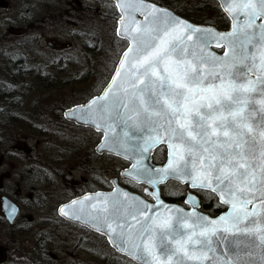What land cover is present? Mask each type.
I'll use <instances>...</instances> for the list:
<instances>
[{"label":"snow or ice","instance_id":"1","mask_svg":"<svg viewBox=\"0 0 264 264\" xmlns=\"http://www.w3.org/2000/svg\"><path fill=\"white\" fill-rule=\"evenodd\" d=\"M116 6L117 34L131 46L103 97L80 106L77 118L135 160L136 179L156 185L173 176L230 210L217 219L195 208L153 212L117 189L72 200L59 214L107 235L139 264H257L256 257L264 264V0H224L229 32L144 0ZM213 44L223 55L209 50ZM161 145L167 164L150 168L145 153ZM188 200L195 205V196Z\"/></svg>","mask_w":264,"mask_h":264},{"label":"rangeland","instance_id":"2","mask_svg":"<svg viewBox=\"0 0 264 264\" xmlns=\"http://www.w3.org/2000/svg\"><path fill=\"white\" fill-rule=\"evenodd\" d=\"M158 1L171 4L194 16L201 15L195 10H203L208 18L221 21L217 13L216 0ZM114 13L116 17L113 19L117 23L118 14ZM101 15L95 8H92L89 14H83L78 26L83 29L84 36L88 35L86 28L99 29L102 21L108 20ZM58 27L60 30L66 29ZM87 41L86 36L78 39L72 49L66 51L70 68L81 69L82 73L84 70V73L76 75L70 72L72 76L68 78H73L71 83L65 86L63 91L51 93L56 94V98L49 101L47 107L53 115L46 122L49 129L47 140L26 141L27 148L13 145V150H19L14 155L18 162L8 158L9 155L6 153L0 154V197L8 195L16 199L22 208V214L12 228L8 227L6 222L2 223L0 217L1 258L7 251L9 254L13 253V258L20 264H135L108 249L102 237L73 223L54 219L56 206L78 195L80 191L105 186L124 165L113 156L98 155L94 152L101 136L98 132L69 124L62 118L64 109L100 93L109 81L121 52L127 46L126 42L113 37L112 31L106 28L100 34V41L104 48L108 47L109 50L105 53L100 50L97 55L88 57L82 53V46ZM113 49L115 58L112 59L107 53L111 54ZM75 54L78 58L72 59ZM1 143L4 149H10L6 139L1 140ZM32 147L34 152L31 155L32 159L29 160L26 155ZM61 150L63 152L60 153ZM31 165L33 173L30 172ZM46 165L47 171L44 168ZM175 187L174 182H169L163 187V191L171 193ZM100 254L109 255L110 261L100 262ZM115 258L120 261L116 262ZM100 259L103 258L100 256ZM112 259L114 260L111 261Z\"/></svg>","mask_w":264,"mask_h":264},{"label":"flooded vegetation","instance_id":"3","mask_svg":"<svg viewBox=\"0 0 264 264\" xmlns=\"http://www.w3.org/2000/svg\"><path fill=\"white\" fill-rule=\"evenodd\" d=\"M147 1L167 6L196 25L211 26L221 32L231 30V21L221 10L217 0V13L221 21L208 18L207 13L203 10H195L201 15L194 16L171 4L163 3V1ZM114 2V0H0V154L6 153L9 155L8 158L18 162L14 155L19 150H13L14 146L22 145L27 148L26 141L47 140L49 129L46 122L53 117L52 112L47 108L52 97L51 93L63 91L65 86L67 87L71 83L73 78H68L72 76L70 72H74L76 75L84 73V70L82 73L81 69L70 68L71 66L67 63L69 58L66 51L72 49L77 40L85 36L88 41L82 46V53L87 54L88 57L97 55L100 50L104 53L109 50L108 47L104 48L100 41V34L107 28L110 32L112 31L113 37H118L117 23L120 15ZM82 7H84L83 10ZM92 8L97 9L102 14V18L107 17L108 20L102 21V26L99 29L96 27L86 28L88 35L84 36L83 29L78 26L79 21L83 19V14H89ZM114 12L118 14L117 23L113 19L116 17ZM68 24L71 25L68 26ZM58 26L66 29L60 30ZM123 41L128 46L129 41L126 39ZM212 48L219 54L225 51V49ZM114 55V49L111 54L107 53V56L112 59L115 58ZM71 58L77 59L78 57L75 54ZM82 102L85 101L82 100L72 106ZM69 124L72 123L69 122ZM3 139L9 142V150L3 148L1 143ZM33 152L34 147L26 155L29 160L32 159ZM118 160L124 163L117 173L118 183L131 191L145 194L148 191L145 185L121 176V171L129 168L131 163ZM151 160L157 167L165 165L168 160L166 148L162 145L157 147ZM31 167L30 172L33 173V166L31 165ZM44 168L47 171V165ZM110 182L105 187L106 190L113 188V184ZM169 182L176 184L171 193L163 191V187ZM169 182L163 184L159 191L167 202L191 209L193 206L188 197L195 196L198 211L212 217L219 215L227 208L220 203L215 194L192 189L190 184L178 181ZM146 196L150 198L148 195ZM1 197L0 217L2 218L1 222L4 223ZM0 264L20 263L15 261L13 253L9 254L5 251L2 258L0 257Z\"/></svg>","mask_w":264,"mask_h":264},{"label":"water","instance_id":"4","mask_svg":"<svg viewBox=\"0 0 264 264\" xmlns=\"http://www.w3.org/2000/svg\"><path fill=\"white\" fill-rule=\"evenodd\" d=\"M115 1H116L115 3L117 4V0H115ZM218 1H219L220 5H221V8H222V3L224 2V0H218ZM144 2L147 3V4H155V5H156L157 7H159V8L167 9L168 11H170L171 13H173L175 16H178L179 18H181V19H183V20H186L185 18H183V17L179 16L178 14H176V13L174 12V10H171V9L165 7V6L162 7V5L156 4V3L151 2V1H146V0H144ZM222 9H223V8H222ZM118 10H119V8H118ZM119 12H120V10H119ZM226 15H227V14H226ZM228 18L231 19V17H229V16H228ZM136 19H137L138 21H142V20H143V16H142L140 13H136ZM186 21H187L188 23H190V24H193V25L197 26V27H201V28H210V29L215 30L216 32H221V31H218L217 29H215V28H213V27H211V26H200V25H196V24L192 23V22L189 21V20H186ZM118 27H119V24H118ZM228 32H229V31H228ZM119 36H120V35H119ZM120 37H122V36H120ZM122 38H124V37H122ZM125 39H126V38H125ZM129 42H130V45L128 46V48L131 46V41L129 40ZM212 47H215V44H213V45L211 46V48L209 49L210 51H213ZM128 48H127V49H128ZM127 49L123 52V54L127 51ZM213 52H215V51H213ZM215 53H216L217 55H223V53H221V54H219V53H217V52H215ZM123 54L121 55L120 60L123 58ZM120 60H119V61H120ZM118 67H119V62H118V64L116 65V69H117ZM116 69H115V70H116ZM114 75H115V71H114L113 76L111 77L110 81H109L108 84L104 87V89H103V91L101 92L100 95L93 97V99L91 98V99H90L88 102H86V103H83V104H80V105H76V106H74V107H72V108H70V109L65 110V117H66L68 120L74 121V122H75L76 124H78V125H82V126H86V127H92V128L95 129V127H94L91 123H85V122H83L82 120H80V119L77 118V117L79 116V107H80V106H87L92 100H95V99H97V98H102L103 95H104V92L106 91V89L108 88V86L111 84V81H112ZM70 110H76V116H75V117L72 116V115L70 114ZM95 131H97V130L95 129ZM97 132H99V131H97ZM121 132H122L121 128L118 127V128L116 129V133L119 135V134H121ZM100 133H102V138H101V141L99 142V144L96 146V148H95L96 151H95V152H97L98 154L108 153V154H110V155H114V156L120 157V158H122V159H124V160H127V161L131 162V166H130V168H129V169H126V170H124V171H122V175H123V176H126V177H129V178L133 179V180L136 181V182L143 183V184L147 185L148 187L152 188L153 190L149 191V193H154V192H155V193H158V194H159V200L162 201L163 204L161 205V204L156 200V198H155L153 195H151V196L154 198V202H150L149 200H147V199H146L145 197H143L142 195H139V194L134 193V192H132V191L126 189V188L121 187V186L118 184L117 179H115V178L112 180V182L114 183V186H115V187H114L111 191H95V192H87V194L85 193V194H83V195H81V196H79V197L76 196V198H73L72 200H79V199H82V198L85 197V196H93V197H95L96 194H101L102 196H109L110 194L115 193V192L117 191V189H119V190L122 191V192H127L131 197H137L138 199H140V200L146 202L147 204L151 205V206H152V210H153V212H155V211L163 212V211L165 210V207H167V208H172V209L180 208V209L183 210L184 213H191V212L194 210V208H195V211H196L197 213H199V214H201V215H204V216H207V217H209L210 219H217L218 217H220V216H222V215H225V214L230 210V209H229V206L226 205L227 208H226V210H225L224 212L220 213L219 215H217V216H215V217H212V216H210L209 214H206V213H203V212H201V211H198V209H197V203H195V205L192 204L193 207H192L191 209H185V208L182 207L181 205H178V204H175V203H171V202H166V200H164L163 198H161V195H160V192H159V191H160V190H159V185L162 184V183H165L166 180H169V179L178 180V181H180V182H182V183H185V182H184L183 180L176 179V178L173 177V176H169V177H168L166 180H164L162 183H159V184H156V185H153V184L147 183V182H145L143 179H139V180L136 179V176H135L134 171H133V169H132V165L135 163V160H134L131 156H129V157L126 158L125 155H118V154H117V151H118L119 149H117V148L110 149L109 147L104 146V145H105L104 133H103V132H100ZM157 147H159V146H157ZM157 147H154L150 152L145 153V158H144V163L147 164L150 168H153V169H161V168L165 167L166 164H167V163H166L165 165H163V166H161V167H157V166L153 163V161L151 160V159H152V153H153L154 149L157 148ZM138 158H139V157H137V159H138ZM167 161H168V160H167ZM128 173H133V174L129 175ZM2 199H3L2 204H3L4 215H5V218H6L5 220H7L10 224H13V223L16 221L15 219L18 218V216H19V214H20V212H21V209H19L20 206H19L16 202H14L12 199H9V197H7V196H4ZM218 199H219V198H218ZM72 200H70V201H68V202H66V203H63V204H61L60 206H58L57 212H58V215H59V216H61V215L59 214V208H60V207H63V206H66V205H69V204L71 203ZM13 209H15V211H13ZM61 218H64V219H66V220H68V221H71V222H74V223H77V224L82 225L80 222L75 221V220H71V219H69V218H67V217H63V216H61ZM82 226H83V225H82ZM85 227H87V228L89 227L90 230L95 231V230H94L92 227H90V226H85ZM95 232H96V231H95ZM97 233H98V232H97ZM99 234H101V233H99ZM102 235H103V234H102ZM104 237H106L107 240H108L107 235H104ZM108 242H109V240H108ZM109 244H110L111 247H113V246L111 245L110 242H109ZM113 248H114V247H113ZM114 249H115L118 253H120L121 256H122V255H125L126 257H129L130 259H133V261H135L137 264H139V262H138L135 258H133V257H131V256H129V255H126V254H124V253L118 251L116 248H114ZM255 259L257 260V264H258V257H256Z\"/></svg>","mask_w":264,"mask_h":264},{"label":"trees","instance_id":"5","mask_svg":"<svg viewBox=\"0 0 264 264\" xmlns=\"http://www.w3.org/2000/svg\"><path fill=\"white\" fill-rule=\"evenodd\" d=\"M83 192H84V191H82L80 194H82ZM93 234H94V233H93ZM94 235H97V236H99V237H102V236H100V235H98V234H94ZM102 238L104 239V241H105V243H106L108 249L113 250L112 248H110V247L108 246V242L106 241V239H105L104 237H102ZM113 251H114V250H113ZM114 252H115V251H114ZM115 254H117V253L115 252ZM100 256H101V258H103V259H100ZM108 257H109V255H107V254H106V255H105V254H104V255H103V254H102V255L100 254V255H99V261H100V262H106V261L109 262L110 260H109ZM113 260H114V259H112L111 261H113ZM115 261L118 262V261H120V260H119L118 258H115ZM82 264H84V263H82Z\"/></svg>","mask_w":264,"mask_h":264},{"label":"bare ground","instance_id":"6","mask_svg":"<svg viewBox=\"0 0 264 264\" xmlns=\"http://www.w3.org/2000/svg\"><path fill=\"white\" fill-rule=\"evenodd\" d=\"M61 152H63V151L61 150V151H60V153H61ZM50 160H52V159L50 158ZM38 169H41V168H40V167H38Z\"/></svg>","mask_w":264,"mask_h":264}]
</instances>
